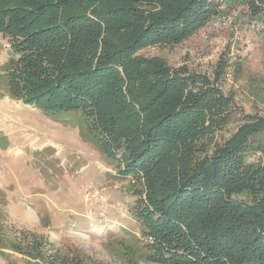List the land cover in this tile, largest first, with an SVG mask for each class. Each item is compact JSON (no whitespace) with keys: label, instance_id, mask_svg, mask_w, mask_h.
Segmentation results:
<instances>
[{"label":"trees","instance_id":"16d2710c","mask_svg":"<svg viewBox=\"0 0 264 264\" xmlns=\"http://www.w3.org/2000/svg\"><path fill=\"white\" fill-rule=\"evenodd\" d=\"M239 3L264 34V0H0V32L17 54L9 94L47 115L83 117L140 185L134 214L157 264H264V117L237 107L216 78L139 54ZM239 111L237 130L211 146ZM23 253L27 264H79L38 241Z\"/></svg>","mask_w":264,"mask_h":264},{"label":"rangeland","instance_id":"374dc122","mask_svg":"<svg viewBox=\"0 0 264 264\" xmlns=\"http://www.w3.org/2000/svg\"><path fill=\"white\" fill-rule=\"evenodd\" d=\"M224 7L181 42L148 45L139 54L216 78L237 107L264 117L262 26L249 20L246 3ZM15 57L0 32V264H27L29 241L59 261L157 264L134 214L133 190L141 188L134 176L119 172L79 114L47 115L11 96L6 71ZM242 115L216 130L211 146L230 137Z\"/></svg>","mask_w":264,"mask_h":264}]
</instances>
